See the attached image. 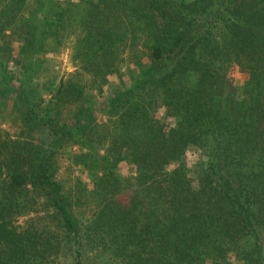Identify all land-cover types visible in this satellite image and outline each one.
Returning <instances> with one entry per match:
<instances>
[{
	"label": "trees",
	"instance_id": "1",
	"mask_svg": "<svg viewBox=\"0 0 264 264\" xmlns=\"http://www.w3.org/2000/svg\"><path fill=\"white\" fill-rule=\"evenodd\" d=\"M36 1L0 0V264H264V0ZM67 146L113 164L75 196Z\"/></svg>",
	"mask_w": 264,
	"mask_h": 264
},
{
	"label": "rangeland",
	"instance_id": "2",
	"mask_svg": "<svg viewBox=\"0 0 264 264\" xmlns=\"http://www.w3.org/2000/svg\"><path fill=\"white\" fill-rule=\"evenodd\" d=\"M53 2L51 1H44V0H37L36 1V11L32 12L29 16V21L33 22L34 24L38 25L40 13L42 10H48L50 6H52ZM221 29L220 24L215 25V32H219ZM17 50V49H16ZM52 57L54 69L58 73V75H62L64 72L72 71L74 66L70 60V51L68 48L60 50L57 54L50 55ZM9 71L12 72L15 70V66H9ZM1 67H0V75H1ZM233 72H238L237 69H233ZM229 75V73L227 72ZM243 79H238L233 81L235 88L239 93H241V87ZM106 96V92L101 96L98 95L97 98H103ZM162 114L159 115L162 117ZM0 124L3 129L7 128L11 130L7 118L1 116L0 117ZM104 149L100 150V154L94 158V156L86 157L84 155V150L81 147L77 146H67L59 151L56 167H55V175L58 179H60L64 186L65 190L67 191L68 195L75 196L78 195L80 192H85V190H91L92 186L95 184V174L96 170L102 167L105 163L106 166L113 165L112 161H110L109 155H106L103 151ZM94 153V151H93ZM107 156V161L110 163H106L105 159L101 156ZM197 157V150L194 147H188L186 155L183 158V162H185L189 169L192 170L193 162L196 163ZM120 167V169H119ZM128 175L133 173V169L130 168L125 163H121L118 166V172ZM192 174V172H191ZM87 206H83V210H86ZM44 219V215L41 211V207L38 205H34L29 212L23 213L15 218L6 219V222L16 228L17 232L25 233L28 229H33L36 226H39V223L42 222ZM47 220V218H45ZM44 220V221H45ZM29 239L32 244L37 245L38 237L34 235H30ZM82 247V248H81ZM81 251L83 253L82 260L87 264H99L98 258V251L94 245L88 243L86 240L82 241L81 244ZM39 249V248H37ZM35 252L37 255L40 253L38 251H31ZM68 259V257H66ZM234 263H237L233 260Z\"/></svg>",
	"mask_w": 264,
	"mask_h": 264
}]
</instances>
